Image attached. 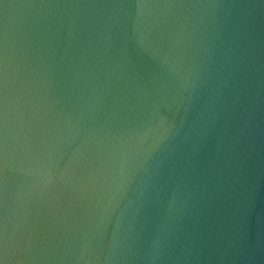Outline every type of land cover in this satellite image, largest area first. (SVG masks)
Listing matches in <instances>:
<instances>
[{
    "label": "water",
    "instance_id": "95a60500",
    "mask_svg": "<svg viewBox=\"0 0 264 264\" xmlns=\"http://www.w3.org/2000/svg\"><path fill=\"white\" fill-rule=\"evenodd\" d=\"M0 264H264V0H0Z\"/></svg>",
    "mask_w": 264,
    "mask_h": 264
}]
</instances>
